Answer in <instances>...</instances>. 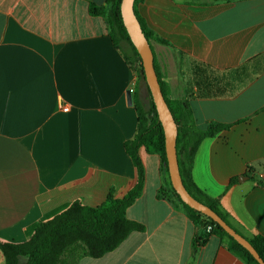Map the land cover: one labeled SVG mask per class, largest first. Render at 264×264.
Masks as SVG:
<instances>
[{"label": "crops", "instance_id": "0c3cea01", "mask_svg": "<svg viewBox=\"0 0 264 264\" xmlns=\"http://www.w3.org/2000/svg\"><path fill=\"white\" fill-rule=\"evenodd\" d=\"M107 1L0 0V241L27 242L74 202L98 207L137 183L124 144L137 130L134 95L146 104L148 90L90 14ZM136 11L168 43L151 42L168 97L187 100L201 129L230 125L201 143L194 182L243 237H264V0H143ZM140 157L144 190L126 215L144 229L78 264H245L216 236L195 248V224L159 197V155Z\"/></svg>", "mask_w": 264, "mask_h": 264}, {"label": "trees", "instance_id": "16d2710c", "mask_svg": "<svg viewBox=\"0 0 264 264\" xmlns=\"http://www.w3.org/2000/svg\"><path fill=\"white\" fill-rule=\"evenodd\" d=\"M143 0H135V13L148 41L168 44L151 31L137 14L136 5ZM122 0H108L106 7L90 4V14L106 19L109 35L114 45L124 52L125 58L137 71L139 78L146 83L143 75L142 59L131 42L124 25L121 13ZM128 43L133 55L123 49L122 43ZM155 69L159 83L178 126L177 154L180 174L187 191L198 201L210 207L238 234L242 235L230 222L229 215L221 205L220 198H213L201 190L193 180L192 169L198 148L204 139L213 137L221 131L228 130L230 125L211 123L206 129L199 128L193 118L187 100H173L168 97L167 83L163 80L156 59ZM147 86V84H146ZM149 103H143L135 93L134 105L138 116V125L133 139L125 142L126 153L131 157L138 172L136 185L121 199L109 197L98 207H88L81 202H74L67 210L54 218L41 222L32 237L24 243L0 241V249L5 256L6 264H78L83 256L99 258L117 248L133 231H142L144 226L128 219L127 209L141 196L145 185V167L140 157L143 147L149 153L158 154L166 183L159 191L160 198H166L187 214L198 229L195 236V248L204 246L210 237L216 236L225 241L229 250L244 261L245 264H260L254 256L211 218L189 207L182 201L173 188L169 177L165 147V134L160 122L152 95L147 86ZM264 186V181L255 179ZM238 179L230 181V186ZM260 257L264 260V237L247 238Z\"/></svg>", "mask_w": 264, "mask_h": 264}, {"label": "water", "instance_id": "95a60500", "mask_svg": "<svg viewBox=\"0 0 264 264\" xmlns=\"http://www.w3.org/2000/svg\"><path fill=\"white\" fill-rule=\"evenodd\" d=\"M135 0H122L121 13L124 25L127 29L131 42L139 53L143 64V75L146 84L152 95L158 118L162 123L165 134L166 156L169 169V177L173 188L179 194L180 198L189 207L211 218L221 228H223L231 237H233L239 244L246 248L254 258L260 263L264 264V260L260 257L258 252L252 244L242 235L238 234L231 226H229L216 212L210 207L196 200L185 188L180 174L178 154H177V137L178 126L169 109V106L163 95L158 75L154 65V52L150 42L146 38L141 24L135 13ZM128 102L133 103L132 93L128 92ZM242 178L241 181L245 180Z\"/></svg>", "mask_w": 264, "mask_h": 264}, {"label": "rangeland", "instance_id": "374dc122", "mask_svg": "<svg viewBox=\"0 0 264 264\" xmlns=\"http://www.w3.org/2000/svg\"><path fill=\"white\" fill-rule=\"evenodd\" d=\"M122 47H123L124 50H126V52L128 54L133 55L132 48L130 47V45L128 43L123 42L122 43ZM148 103H149V96H148V93H147V95H146V104H148Z\"/></svg>", "mask_w": 264, "mask_h": 264}, {"label": "built area", "instance_id": "2783aa9c", "mask_svg": "<svg viewBox=\"0 0 264 264\" xmlns=\"http://www.w3.org/2000/svg\"><path fill=\"white\" fill-rule=\"evenodd\" d=\"M62 109H63L64 111H68V110H69V108H68L67 106H63ZM259 180L264 181V176H262Z\"/></svg>", "mask_w": 264, "mask_h": 264}]
</instances>
